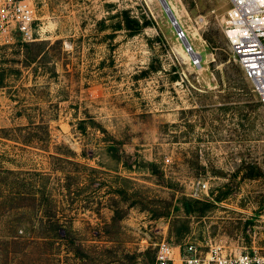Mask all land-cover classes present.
<instances>
[{
  "label": "rangeland",
  "instance_id": "rangeland-1",
  "mask_svg": "<svg viewBox=\"0 0 264 264\" xmlns=\"http://www.w3.org/2000/svg\"><path fill=\"white\" fill-rule=\"evenodd\" d=\"M28 1L37 62L0 22V264H154L162 240L174 264L189 244L264 252V106L225 38L228 0H166L197 64L159 0ZM122 10L148 24L129 35Z\"/></svg>",
  "mask_w": 264,
  "mask_h": 264
},
{
  "label": "built area",
  "instance_id": "built-area-1",
  "mask_svg": "<svg viewBox=\"0 0 264 264\" xmlns=\"http://www.w3.org/2000/svg\"><path fill=\"white\" fill-rule=\"evenodd\" d=\"M1 24H14L23 41L34 40L33 4L28 0H0ZM177 37L186 39L182 29H176ZM224 35L232 51L234 60L241 68L244 77L251 83L252 90L260 104L264 106V0H228L225 14ZM186 49L199 63V55L188 42ZM169 162V159H165ZM206 188L205 183H200ZM180 256V255H179ZM173 246L162 240L157 244L155 264H174ZM264 264V252L242 251L227 253L221 247L210 246L201 255L196 247L189 244L185 255L178 264Z\"/></svg>",
  "mask_w": 264,
  "mask_h": 264
},
{
  "label": "trees",
  "instance_id": "trees-1",
  "mask_svg": "<svg viewBox=\"0 0 264 264\" xmlns=\"http://www.w3.org/2000/svg\"><path fill=\"white\" fill-rule=\"evenodd\" d=\"M122 14V18L120 19L119 22H117V25L118 27H123L124 29H126L129 33V35H134L138 32H140L142 30L143 27H145L148 22L147 20H145V18H136V17H132L129 15L128 11L127 10H122L121 13ZM45 41H25V42H21L20 44V51H21V54H22V63H24L25 65H29L31 63H35L37 62L43 55H44V50L42 49L43 46L45 45ZM3 68L0 67V87L4 86V82H3V78H4V73H3ZM38 125V124H36ZM47 131V130H46ZM69 153H73L72 151H69ZM2 173H7V174H15V170H10V169H5L2 171ZM1 173V174H2ZM35 175H37L38 173L35 172L33 173ZM6 184V186H8V182L4 183ZM3 185V178L1 177L0 175V199H1V186ZM11 185L13 186V189L15 190L13 192V196H24L25 194V191L23 190L24 189V186L25 184L20 182V181H14V182H11ZM31 186H33L35 189V184L31 183ZM30 195L32 196V200L35 202L38 200L37 198V192H30ZM7 198V197H5ZM9 200H11L12 198H15V197H8ZM1 201V200H0ZM33 202V203H34ZM192 203H201L203 205V208H208L210 206V203L209 202H200V200H184L183 201V207H184V211L185 213H189L191 212L193 209H192V206L191 204ZM209 203V204H208ZM61 229H63V234H60V231ZM51 230L53 231V233L55 235H57V237L63 239V240H68L69 238V234L67 232V230L65 228H63V225L61 224H57L56 222H53L52 225H51ZM59 235V236H58ZM181 249V248H180ZM183 250V249H181ZM74 252H77L76 250H74ZM154 260H155V256H154ZM152 260V262H154L155 264V261Z\"/></svg>",
  "mask_w": 264,
  "mask_h": 264
},
{
  "label": "water",
  "instance_id": "water-1",
  "mask_svg": "<svg viewBox=\"0 0 264 264\" xmlns=\"http://www.w3.org/2000/svg\"><path fill=\"white\" fill-rule=\"evenodd\" d=\"M159 1H160L161 5H162V7H163V9H164V11H165V13H166V15L168 16L169 20L171 21L172 25H173L176 29H179V25H178V23H177V21H176V18H175V16H174V14H173L171 8L169 7L167 1H166V0H159ZM184 43H185V45H187L188 41L185 39V40H184Z\"/></svg>",
  "mask_w": 264,
  "mask_h": 264
},
{
  "label": "crops",
  "instance_id": "crops-1",
  "mask_svg": "<svg viewBox=\"0 0 264 264\" xmlns=\"http://www.w3.org/2000/svg\"><path fill=\"white\" fill-rule=\"evenodd\" d=\"M173 250H174V255H175V257L177 256V254L181 255V249H180L179 246H177V247L173 246ZM240 252H241V251H240ZM229 253H231V252H229ZM237 253H238V252H237Z\"/></svg>",
  "mask_w": 264,
  "mask_h": 264
},
{
  "label": "bare ground",
  "instance_id": "bare-ground-1",
  "mask_svg": "<svg viewBox=\"0 0 264 264\" xmlns=\"http://www.w3.org/2000/svg\"><path fill=\"white\" fill-rule=\"evenodd\" d=\"M190 45H191V43H190Z\"/></svg>",
  "mask_w": 264,
  "mask_h": 264
}]
</instances>
